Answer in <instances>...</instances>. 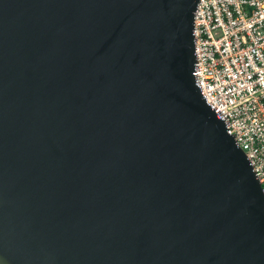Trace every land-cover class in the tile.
Instances as JSON below:
<instances>
[{"label": "water", "instance_id": "obj_1", "mask_svg": "<svg viewBox=\"0 0 264 264\" xmlns=\"http://www.w3.org/2000/svg\"><path fill=\"white\" fill-rule=\"evenodd\" d=\"M200 0H0V264H264V187L196 82Z\"/></svg>", "mask_w": 264, "mask_h": 264}, {"label": "built area", "instance_id": "obj_2", "mask_svg": "<svg viewBox=\"0 0 264 264\" xmlns=\"http://www.w3.org/2000/svg\"><path fill=\"white\" fill-rule=\"evenodd\" d=\"M194 75L264 187V0H200Z\"/></svg>", "mask_w": 264, "mask_h": 264}]
</instances>
